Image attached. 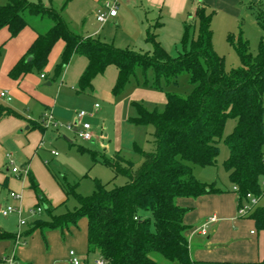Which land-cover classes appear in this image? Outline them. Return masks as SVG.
<instances>
[{
  "label": "trees",
  "instance_id": "1",
  "mask_svg": "<svg viewBox=\"0 0 264 264\" xmlns=\"http://www.w3.org/2000/svg\"><path fill=\"white\" fill-rule=\"evenodd\" d=\"M249 2L264 30L263 4L260 0ZM27 15L47 17L52 24L37 35L26 55L10 69L12 78L32 71L41 74L54 43L61 39L65 44L48 79L58 77L73 54L83 55L87 63L78 79V92L90 90L94 77L109 65L117 69L111 88L114 96L122 92L138 69L143 73L152 70L155 88L161 87V78L168 84L176 82L179 75L187 74L192 89L185 97L168 93L161 110H150L133 103L136 115L129 121L152 126V149L144 151L136 147L142 156L136 168L131 160L118 152L112 158L103 157L102 160L114 175L126 178L124 184L108 188L106 183L95 181L93 191L84 196L73 187L61 185L66 197L73 196L77 205L71 210L56 212L58 206L47 201L29 173L30 187L38 196L37 206L41 205L43 210L25 224L27 228L20 232L19 240L16 233L1 229L0 240L24 243L26 236L37 228L63 230L85 217L87 254L98 256L105 264H157L151 256L153 252L170 264H230L228 261L190 258L185 236L187 225L183 222L187 209L177 204V198L223 192L213 184L196 179L192 165L215 164L218 143L228 118L235 119L231 132L223 138L228 148V156L223 161L228 179L237 187L240 199L247 192L261 193L260 178L264 176V37L259 41L256 54H252L241 30L237 34L229 33L227 41L236 51L240 66L226 70L224 58L217 54L212 43L211 15L206 14L201 3L195 8L192 23L183 25L182 51L176 56L169 55L157 39V23L145 30V41L150 49L120 48L98 37L75 34L60 12L44 6L40 0H6L0 4V28L7 26L10 35L14 36L28 24ZM192 26L197 27L196 35L190 31ZM8 116L20 117L14 109L0 102V120ZM38 123L45 128L41 121ZM247 217L257 230H264V205L256 206ZM258 264H264V259Z\"/></svg>",
  "mask_w": 264,
  "mask_h": 264
},
{
  "label": "rangeland",
  "instance_id": "2",
  "mask_svg": "<svg viewBox=\"0 0 264 264\" xmlns=\"http://www.w3.org/2000/svg\"><path fill=\"white\" fill-rule=\"evenodd\" d=\"M28 1L38 2L39 0ZM40 1L60 12L65 17L68 26L75 28H78L77 25L84 26L90 32L99 30L101 36H106V38L116 36L115 44H119L117 46L120 48L150 49L149 43L144 40V31L142 37L134 33L131 36L132 39H121V33L126 31L122 30L124 25L118 23L115 19L98 22L93 13L92 0ZM5 2L6 0H0V4ZM260 2L264 6V0H260ZM187 3L191 4L192 0H188ZM200 3L205 7L206 14L211 15L212 43L217 54L224 58L226 70L240 66L236 51L227 41L229 33L237 34L241 30L242 38L247 41L249 51L256 54L259 41L264 37V30L256 20L255 10L249 6V0H200ZM189 8L184 12L183 19L189 18L190 21L188 22L192 23V15L188 13ZM26 18L31 23H35L37 17L27 15ZM162 18L164 20L163 24L155 30V33L158 34L157 39H160L161 45L169 55L176 56L182 51L184 26L180 20L176 22L177 20L171 19L169 14L165 12H163ZM190 31L196 35L197 27L193 28L192 26ZM79 57L85 59L84 56L79 55ZM74 61H71V63L73 64ZM115 71L114 66H108L103 73L94 77L92 89L85 93H75L73 97L69 96V100H67L68 95L65 93L63 95L65 100L60 101L56 106L60 112V117L53 115L56 125L53 126L47 123L45 137H43L38 152L42 158H47L48 163H46V166L61 189H63L61 185H68L84 196L93 191L95 181L106 183L108 188L124 184L126 178L122 175H114L113 171L102 160L103 157L112 158L118 152L124 158L131 160L134 168H136L142 161V156L136 147L144 151L152 149L150 142L153 131L152 126L135 125L129 121L130 117L136 115V107L133 103L142 104L150 110L155 108L161 110L165 106L168 93L185 97L192 89L187 74L179 75L176 82L168 84L161 78V87L155 88L153 87L154 74L152 70L149 69L143 73L138 69L135 76H132L126 83L122 92L114 96L111 88L115 80ZM74 75L70 70L69 75L62 83L66 89L71 88V85L76 87V75ZM61 77L62 74L51 80L52 86L56 87L61 81ZM42 80V83H44L45 80ZM95 104L98 107H95ZM32 110V115L37 117L38 107ZM79 111H85L84 120L92 126L93 137L90 140H83L73 130L68 129V126L75 122L74 118ZM29 113L31 114L30 111ZM45 113L47 114L48 111H45ZM234 124L235 119L228 118L226 120L223 137L218 143L219 154L215 164L211 166L192 165V172L195 178L201 182L213 184L224 191L228 190V192L235 193L237 197L236 205L238 206L240 197L233 191L228 173L223 167V161L228 156V148L223 138L231 132ZM51 150L56 151L57 154H52ZM16 164L15 166L19 165L18 162ZM3 172L6 173L5 169H3ZM1 190L0 188V192ZM1 194L0 204L5 207L6 203L3 201ZM11 203L13 202L11 201ZM76 205L75 198L69 196L63 204L56 208V212L71 210ZM205 209L206 211L192 217L194 221H190V225L193 227L199 226L205 219L214 215L211 204H208ZM21 217L31 221L36 215L27 210ZM186 217L187 220L183 218L188 222L189 217ZM235 218L238 219L236 225L226 226L218 235L214 233L216 236L213 235V229L219 223L218 220L215 225L211 224L207 227L205 236L195 235L193 239L189 238V243L193 244L192 249H200L199 253L204 254L203 256L217 254L222 257L224 255L229 258L230 264H241L238 261L240 256L250 251L249 247L252 245V241L248 242L246 234L251 229L260 234L264 231L257 230L250 218L237 215L236 211ZM16 220V214L11 213L4 216L0 212V223L8 226L10 230L15 228ZM249 237L252 239L250 234ZM211 251L215 252L209 253ZM151 256L157 264H170L168 260L155 252L151 253ZM96 259H98V256L88 255L86 262L95 264Z\"/></svg>",
  "mask_w": 264,
  "mask_h": 264
},
{
  "label": "crops",
  "instance_id": "3",
  "mask_svg": "<svg viewBox=\"0 0 264 264\" xmlns=\"http://www.w3.org/2000/svg\"><path fill=\"white\" fill-rule=\"evenodd\" d=\"M187 2L188 0H117V14L115 17H109L108 19H115L118 23L124 25L122 26V30L126 31L121 33V39H132L131 36H133L134 33L142 37L144 31L143 35L145 40V30L148 26L157 23L158 28L163 24V12L169 14L171 19L177 20L176 22L180 20L183 25L185 22L190 21L189 18L183 19V14L186 9L190 7L188 13H191V18H193L195 8L200 3V0H192L191 4ZM101 3L102 0H92L94 15L96 9L101 6ZM43 5L51 7L45 4ZM35 17H37L35 18V23H31V21L27 20L28 24L21 28L14 36L10 35L7 26L0 28V91H7V95L10 97L9 100L0 97V102L10 106L20 115V117L8 116L0 120V188L2 189L0 194L2 193V199L6 203L5 206L11 204L16 208H21L22 214L36 207L38 203V196L30 187L28 179L29 173L33 175L39 189L52 206H59L67 198L64 190L61 189L53 175L49 172L46 166V163H48L47 158H42L39 155L38 149L42 144L43 137H45L46 128L40 127L38 122L42 120L45 111L51 112L55 117H60V112L56 106L60 101L65 100L63 96L65 93L68 95L67 100H69V96L73 97L75 93L87 92L77 91L79 76L87 63L86 58L84 57V60L81 59L79 54H73L69 62L63 68L61 72V83L59 82L58 85L54 87L48 79L53 74L54 67L60 59L65 44L61 39L54 43L49 53L47 64L41 73L45 75L44 77H41V74L36 71L25 73L18 78H12L9 75L10 69L19 59L26 55L37 35L46 31L52 24V21L47 17ZM62 17L68 26L65 17ZM79 26L80 25H77L78 28L68 26V28L80 36H94L103 41L111 42L115 46L119 45L115 44L116 36L112 38H106V36L102 37L99 30L90 32L87 27ZM158 40L161 43L160 39ZM73 60L75 61L72 64L71 61ZM70 70L73 75H76V87L71 85V88L66 89L62 83L69 75ZM116 75L117 69L115 71V78ZM42 79L45 80L44 83H42ZM48 82L49 84H47ZM46 86L51 87L48 88ZM37 107L39 110H37V117H35L32 115V109ZM70 130L75 132L74 129ZM17 162L19 165L15 166ZM13 167H17L18 171L13 172ZM3 169H5L6 173L3 172ZM11 191L17 192L19 198H11L9 195ZM236 200L237 197L235 193L232 191L228 192V190H223V192L219 193L204 194L195 198H177V204L188 209L186 212L187 215L185 214L184 218L187 220L186 216H188L189 221L186 222L183 218L184 224L187 225V229L185 230L187 241L189 238L193 239L195 235H206L199 233L196 229L207 219L199 226L195 227L190 225V221H194L192 220L193 216H197L199 213L206 211L205 208L208 204H211L213 207V213L217 218L216 221L211 224L215 225L219 221L213 229V235L214 233L218 235L226 226L232 224L236 225L238 220L235 218V211H237ZM11 201L13 203H11ZM0 207H2V204H0ZM13 213L16 214L17 217L15 228L10 230L8 226L0 223V229L10 233L25 231L27 226H21L19 224L20 216L18 212L15 211ZM27 222L28 220L26 219V223ZM249 234L252 239L249 237ZM246 236L248 242L252 241V245L249 247L250 251L242 254L238 261L241 264H258V262L264 259V232L261 234L255 233L254 230L251 229ZM188 247L189 256L193 260L229 262V258L224 255L222 257L217 254L213 256H203L204 254L199 253L200 249H192L193 244H190L189 241ZM71 249L79 259V264H86L88 254L87 220L85 217H81L76 225H70L63 230L53 228L44 229L42 231L37 228L26 236L24 243L21 241L15 243L10 239L0 240V259L4 256L14 255L21 264H73L69 257V250ZM212 252L215 251L209 253Z\"/></svg>",
  "mask_w": 264,
  "mask_h": 264
},
{
  "label": "built area",
  "instance_id": "4",
  "mask_svg": "<svg viewBox=\"0 0 264 264\" xmlns=\"http://www.w3.org/2000/svg\"><path fill=\"white\" fill-rule=\"evenodd\" d=\"M117 7H118L117 0H102L101 6L97 8L95 11L96 20L98 22H105L109 17H115L117 14ZM41 77H44V74H41ZM0 97L5 98L6 100L10 99V97L7 95V91L5 90L0 91ZM95 107H98V105L95 104ZM85 116H86L85 111L77 112L75 116V122L69 125L68 129H74L75 134L78 137L82 138L83 140H90L93 137L92 126L89 124V122L84 121ZM47 123L52 124L53 126L56 125V122L54 121V117L51 112H48L47 114L44 115V117H42L41 124L45 128H47ZM52 153L57 154L56 151H52ZM263 164H264V159H263ZM12 171L17 172L18 171L17 167H13ZM260 187L262 190L260 194L255 195L250 192H247L244 196L241 197L240 202L237 206V211H236L237 215L247 216L256 206L264 205V176L260 178ZM233 191L237 193L236 186H233ZM9 195L13 199L19 198V194L15 191H11ZM241 200H243V202H241ZM42 210H43V207L41 205H38L30 209L29 211H31L35 215H38L42 212ZM15 211H17L18 215L20 216L19 224L25 225L26 219L21 217V214H22L21 208H16L14 205H11V204H7L5 207H0V212L4 216L11 214ZM216 219L217 218L215 215L210 216L196 230L199 233L205 235L207 233L208 225L211 223H214ZM16 238L17 240H19L20 232L16 233ZM69 257L73 264H79V259L76 257L75 252L72 249L69 250ZM94 263L95 264H105V262L100 258L96 259ZM0 264H21V263L17 261L14 255H10V256L2 257L0 259Z\"/></svg>",
  "mask_w": 264,
  "mask_h": 264
},
{
  "label": "water",
  "instance_id": "5",
  "mask_svg": "<svg viewBox=\"0 0 264 264\" xmlns=\"http://www.w3.org/2000/svg\"><path fill=\"white\" fill-rule=\"evenodd\" d=\"M27 59H30V57H28ZM47 84H49V82Z\"/></svg>",
  "mask_w": 264,
  "mask_h": 264
}]
</instances>
